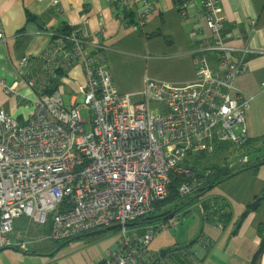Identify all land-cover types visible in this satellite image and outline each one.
I'll list each match as a JSON object with an SVG mask.
<instances>
[{"label":"built area","instance_id":"2783aa9c","mask_svg":"<svg viewBox=\"0 0 264 264\" xmlns=\"http://www.w3.org/2000/svg\"><path fill=\"white\" fill-rule=\"evenodd\" d=\"M122 1L135 9L136 24L142 28L154 0ZM200 5L213 42L202 48L195 79L181 83L146 77L140 99L119 92L102 51L87 53L83 27H72L29 70L30 60L20 61V72L37 91L36 108L26 121L0 109V248L25 250L39 241L64 242L118 225L110 230L117 234L98 264H176L173 253L197 264L190 247L165 257L160 255L162 247H153L160 235H176L182 215L171 213L153 224L134 226L169 197L174 175L186 179L178 187L180 197L203 187L192 157L213 154L221 142L239 145L248 139L251 97L234 85L247 67V50L235 57V48L225 44L220 0H202ZM215 51L219 56L210 61L207 54ZM77 62L85 69L81 99L67 106L62 92H51V87L57 71ZM3 84L8 93H16L14 86ZM261 86L264 90V82ZM82 109L88 120L82 118ZM249 161L245 156L231 165L243 167ZM227 213L219 206L220 227ZM24 215L49 226L41 240L10 237L15 220ZM202 238L198 241L208 248L209 241Z\"/></svg>","mask_w":264,"mask_h":264},{"label":"crops","instance_id":"0c3cea01","mask_svg":"<svg viewBox=\"0 0 264 264\" xmlns=\"http://www.w3.org/2000/svg\"><path fill=\"white\" fill-rule=\"evenodd\" d=\"M201 1L154 0V10L140 28L135 9L126 7L128 4L122 0H0V32L4 34L0 39V109L20 121L29 118L36 108L37 91L28 86L27 76L20 72V61L27 57L30 64L26 71L29 70L62 41L65 26L69 31L76 26L85 29L87 53L102 51L121 93L140 99L146 77L181 83L195 79L197 59L204 55L202 48L213 42L212 31L201 17L205 12ZM186 2L188 6L182 8ZM220 4L225 15V44L235 48V57L247 50V67L234 85L244 96L251 97L246 115L247 138H258L264 135V0H220ZM125 13H134L133 19L125 17ZM218 56L216 51L207 54L210 61ZM64 70L56 73L59 88L55 90H60L62 97L69 96L70 102L80 100V86L85 79L82 63ZM3 81L14 86L16 93H8ZM259 155L262 157V153ZM257 170L260 172L256 168L245 170L221 182L223 200L215 201L214 210L200 208L198 229L194 226L181 238L179 232L174 237L160 235L153 247L182 246L201 233L200 237L210 245L206 248L197 241L189 246L195 250L197 264H249L262 236L264 202L249 214L238 234L231 233L246 204L264 190V177L257 175ZM219 206L228 212L223 227L219 224ZM30 230L28 237L36 236V230L34 234ZM113 241L106 236H88L61 247L53 255L49 254L65 241L47 250H37L35 246L16 248L11 257L2 254L0 264H98Z\"/></svg>","mask_w":264,"mask_h":264},{"label":"rangeland","instance_id":"374dc122","mask_svg":"<svg viewBox=\"0 0 264 264\" xmlns=\"http://www.w3.org/2000/svg\"><path fill=\"white\" fill-rule=\"evenodd\" d=\"M63 98H64L65 105L69 106V103H70L69 98L70 97L63 94ZM81 115H82V118L84 120L89 119V115H88L86 109L81 110ZM232 144H233L232 142H221L220 148H218L215 153H213V154L200 153V154L192 157L190 159V161L195 166H197V168H196L197 171L204 172V171H206L207 168H210L212 166H216V164L217 165L222 164L224 159L227 157V155H226L227 149H231L233 146ZM262 153L264 154V147L262 149ZM256 169H260V172H259V170H257L256 174L257 175L259 174L262 177H264V165L257 167ZM220 185H221V183L214 186L208 192L203 194L198 199V201L194 204V206L192 204L188 205L186 208L182 209L180 212H177L178 215H182V219H181L180 224H179L180 225V227H179L180 231H178L179 232V238L183 237L188 232L193 230L194 226H197L196 228L198 229L200 222H199V215L197 212L198 211L197 205H199L200 208H202L205 211V209L209 210V209L213 208V206L215 205L214 204L215 201L221 202L223 200L224 193L221 191L223 188ZM194 196L195 195H191L190 197L187 196V197L179 198L178 200L173 201V202H168V203L166 202L163 207H161L159 210H157L156 214L166 212L167 210H175L181 204L184 205L185 203H187ZM227 199H229V198H227ZM227 199L225 200V202H227L229 204L230 202ZM153 223H155V222H153ZM153 223H150V224H153ZM30 228H31V230L29 232H31L33 234L35 233L34 230H36V232H37L36 236H38L37 238L40 240L49 231L48 225H39V224L33 223L29 217L24 215V216H21L15 220L14 230H13V232L10 233V237L15 238V239H18V238L29 239L31 237L28 238L27 233H28V230ZM116 234H117V231H110V232H106V233L102 234L101 236H106L108 239H112V241H113ZM187 239L189 240V237H187ZM56 244H59V242L48 241V240L39 241L38 243L35 244V248L37 250H47ZM14 251L15 250H13V249L5 250V251L0 253V257L4 253H6L5 255L11 257L10 253L16 254V252H14ZM12 257H14V255H12ZM10 259L15 261L13 258H10Z\"/></svg>","mask_w":264,"mask_h":264},{"label":"trees","instance_id":"16d2710c","mask_svg":"<svg viewBox=\"0 0 264 264\" xmlns=\"http://www.w3.org/2000/svg\"><path fill=\"white\" fill-rule=\"evenodd\" d=\"M125 17H127V18L129 17L130 19H133L134 13H125ZM69 30H70V28L65 26V28H63L61 34L64 37H66L70 34ZM58 72L59 71H57V73ZM57 78L58 77H56V80H57ZM58 88H59L58 85L54 84L51 87V92H53L55 89H58ZM232 145L233 146L231 149H227V152H226L227 157L224 159L222 164H218V165L216 164V166H212L210 168H207L210 170V173L206 174L205 171L203 173H201V172L197 171L196 167L194 168L198 172L196 176L200 179H203V183H204L203 187L200 188L199 191H197L196 194H194V195L204 193L207 190V188H209V187L213 188L214 186L220 184L221 182L226 180L228 177H230V175H232L234 173V171L242 168L238 164L235 166L231 165L232 162L237 161L239 158L245 157V156L250 157V161L245 166H243L244 168L249 167L251 163L260 159L261 156L259 154L262 153V149L264 147V135L261 137H258V138H248L244 143L239 144V145H235V144H232ZM262 156H264L263 153H262ZM255 168H257V167H255ZM184 180H186V179L183 176L174 175L173 179H172L171 186H170L169 197L167 199H165L164 201L157 203L155 211H153L152 213L147 214L146 216L136 220L134 227H137L138 225H140V223L156 222L157 220H159L161 218L163 219L168 214H171L173 211L167 210L166 212H163L160 214H156V212L161 207H163L166 202L167 203L173 202V201L178 200L179 198H182L178 194V187L181 184V182ZM219 216H220V214H219ZM221 219H222V217H221ZM263 232H264V227L261 228V234ZM172 259L176 264H189L186 260L181 258L176 253L172 254Z\"/></svg>","mask_w":264,"mask_h":264},{"label":"water","instance_id":"95a60500","mask_svg":"<svg viewBox=\"0 0 264 264\" xmlns=\"http://www.w3.org/2000/svg\"><path fill=\"white\" fill-rule=\"evenodd\" d=\"M262 165H264V156H262L257 161H254L253 163H251L249 167H245V168H243L241 170L234 171V173L232 175H230V177L235 176V175H238L242 171L249 170V169H252V168H255V167H260ZM230 177H228V178H230ZM211 188L212 187L207 188V190L204 193H200V194L195 195L187 203H185L184 205L176 208L172 212V214H175L177 212H180L182 209L186 208L188 205L195 204L198 201V199L203 194H205L206 192H208ZM263 202H264V190H263L262 193H260L259 195H257L253 201H251V202H249V203L246 204L245 210L241 213V215L237 219V224H236L234 230L231 233L232 235H236V234L239 233V231H240V229H241L244 221L247 219V217L249 216V214L251 212H255L256 210H258L261 207V205H262ZM197 210L198 211L201 210L199 205H197ZM132 225L133 224L129 223V226H132ZM116 228H118V225L108 226V227H105V228H102V229H99V230H96V231H93V232H90V233H87V234H84V235L75 237L73 239L67 240L64 243H62L54 252H52L49 255H53L55 252L59 251L61 249V247L65 246L67 244H70L71 242H73L75 240H79V239H82V238L88 237V236L102 235V234H104V233H106V232H108V231H110L112 229H116ZM200 236H201V233H198L191 241H189L187 244H184L182 246L162 247L160 249V255H161V257H165L166 254L169 253V252H171V251H175V250H178V249L186 248V247H189V246L195 244L199 240V237ZM8 249H16V248H14V247H4V248H0V253L3 252V251H5V250H8ZM16 250H18V249H16ZM249 264H264V232L262 233V236H261V239H260L258 248L254 252V254H253V256H252Z\"/></svg>","mask_w":264,"mask_h":264}]
</instances>
